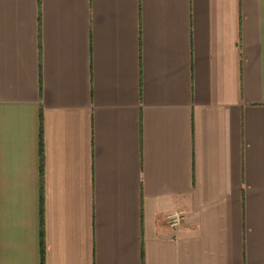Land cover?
Here are the masks:
<instances>
[{"label":"crops","instance_id":"1","mask_svg":"<svg viewBox=\"0 0 264 264\" xmlns=\"http://www.w3.org/2000/svg\"><path fill=\"white\" fill-rule=\"evenodd\" d=\"M0 264H264V0H0Z\"/></svg>","mask_w":264,"mask_h":264},{"label":"built area","instance_id":"2","mask_svg":"<svg viewBox=\"0 0 264 264\" xmlns=\"http://www.w3.org/2000/svg\"><path fill=\"white\" fill-rule=\"evenodd\" d=\"M187 210L184 208H174L167 212L166 221L172 227H178L186 218Z\"/></svg>","mask_w":264,"mask_h":264}]
</instances>
